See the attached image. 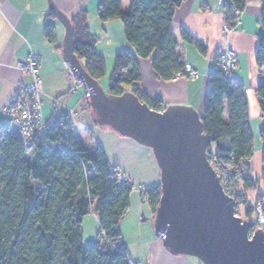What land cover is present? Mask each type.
I'll return each instance as SVG.
<instances>
[{"label":"trees","instance_id":"16d2710c","mask_svg":"<svg viewBox=\"0 0 264 264\" xmlns=\"http://www.w3.org/2000/svg\"><path fill=\"white\" fill-rule=\"evenodd\" d=\"M182 1L131 0L124 11L121 0H100L97 18L119 19L124 37L134 49V54L121 51L115 55L104 88L107 94L130 91L152 109L166 107L159 98H151L137 87L141 77L138 59L149 57L153 71L161 80L186 75L172 29L174 11ZM260 1L261 32L254 61L262 74L256 96L264 114V0ZM244 5L245 0H225L223 20L234 26L233 12H242ZM53 18L50 12L43 31L50 42L55 41ZM86 20L85 10L70 18L73 53L85 72L100 83L106 72L105 59L96 49V37L88 31ZM180 35L201 52L205 51L188 31L181 29ZM199 115L208 141L207 158L210 163L231 162L234 166L241 185L234 197L235 212L240 204L244 206L245 219L251 223L252 230L254 203L248 202L246 192L257 193L264 187V124L259 130L261 172L255 177L245 174L250 172L246 159L253 154V134L244 85L214 64L207 74ZM67 128L66 120L45 121L43 134L33 135L30 144L25 145L17 128L0 122V264H130L121 239L120 222L129 206L131 185L118 181L117 171L109 164L101 146L86 148L79 135ZM211 144L214 150L210 149ZM143 192L155 211L159 184ZM89 213L97 215L98 231L104 233L105 239L99 240L97 235L92 244L85 246L82 221Z\"/></svg>","mask_w":264,"mask_h":264},{"label":"crops","instance_id":"0c3cea01","mask_svg":"<svg viewBox=\"0 0 264 264\" xmlns=\"http://www.w3.org/2000/svg\"><path fill=\"white\" fill-rule=\"evenodd\" d=\"M53 1L69 18L80 10L87 12L88 31L96 37V49L105 59L106 72L100 85L106 88L115 55L121 51L134 54L133 47L124 37L121 21L117 18L99 20L96 11L100 0ZM130 1L121 0V9L127 10ZM224 1L184 0L176 7L172 29L178 42L177 51L183 62L196 70V75L161 80L153 71L150 58H139L141 77L137 87L141 91L151 98H159L165 106L188 105L199 114L202 112L207 74L214 68L215 57L225 41L221 34ZM49 13L46 0H0V122L4 121L3 107L16 83L31 81L19 64L28 53H34L42 79L43 120H66L67 130L78 134L86 148L101 146L109 164L117 173H126L129 179V206L120 222L121 239L129 258L142 264H202L196 257L171 254L164 247L162 238L153 228L154 211L141 198V188L159 184V169L152 151L106 125H98L84 90L78 86L76 92H70L71 83L64 69L60 47L64 33L62 25L53 18L55 41L50 42L44 36V24ZM260 13V0H245L239 24L226 40L238 57L232 75L244 85L249 104L251 98L248 93L252 90L256 93L262 77L254 61V50L261 32ZM181 29L188 31L205 51L201 52L194 43L183 40ZM260 118L255 121V127L263 126L264 114L261 112ZM249 123L252 130L250 118ZM252 134L253 154L247 162L250 173L256 177L261 172V141L255 140L254 130ZM82 230L83 244H92L99 230L97 215L87 214L82 221Z\"/></svg>","mask_w":264,"mask_h":264},{"label":"water","instance_id":"95a60500","mask_svg":"<svg viewBox=\"0 0 264 264\" xmlns=\"http://www.w3.org/2000/svg\"><path fill=\"white\" fill-rule=\"evenodd\" d=\"M46 1L64 29L62 59L86 88L95 122L152 151L160 186L153 228L163 234L164 247L202 264H264V232L256 229L249 237L251 223L235 213V199L223 191L207 158L199 113L181 104L155 110L130 91L107 94L73 53L70 18Z\"/></svg>","mask_w":264,"mask_h":264},{"label":"built area","instance_id":"2783aa9c","mask_svg":"<svg viewBox=\"0 0 264 264\" xmlns=\"http://www.w3.org/2000/svg\"><path fill=\"white\" fill-rule=\"evenodd\" d=\"M233 13L235 15L234 26H230L225 20L222 22L221 34L225 41L214 60L215 66L226 75L232 74L238 64L237 54L230 48L226 41L227 37L235 30L240 21L241 12L234 10ZM64 67L67 71V78L71 83L70 92L74 93L77 91L78 83L81 82V80L66 62H64ZM19 68L31 77V81L29 83H24L22 81L16 83L11 96L3 107L4 121L17 128L23 143L28 145L33 135H42L45 129V121L42 118V100L40 96L42 79L39 74L37 59L34 53H28L25 59L19 64ZM184 71L187 76L193 77L196 75V70L187 64L184 65ZM82 87L84 93L88 95L83 83ZM248 159H246V161H248ZM210 164L218 176L223 191L229 196H235V194L240 191V179L238 176H235V168L232 163L226 162L221 164L211 162ZM245 174L252 175L250 172ZM117 179L126 184L130 183L124 172L117 173ZM141 198L142 200L146 199L144 194H141ZM253 214L254 219H252V223L254 224V228L249 230V237L256 229H260L264 232V187L260 188L256 193ZM157 234L160 238L163 237L160 231H157ZM97 235L99 240L105 239L102 231H98ZM108 242L113 244L111 240H108ZM129 263L142 264L139 261L133 260H130Z\"/></svg>","mask_w":264,"mask_h":264},{"label":"rangeland","instance_id":"374dc122","mask_svg":"<svg viewBox=\"0 0 264 264\" xmlns=\"http://www.w3.org/2000/svg\"><path fill=\"white\" fill-rule=\"evenodd\" d=\"M64 69H65V67H64ZM65 71H66V69H65ZM66 74H67V71H66ZM68 76V75H67ZM105 77V76H104ZM100 83H101V81H100ZM78 85H79V87L80 88H83L82 87V83L80 84V83H78ZM70 91H71V87H70ZM85 94V93H84ZM248 95L250 96V98H251V103L249 104V100H248V107H249V118L250 119H252V121H253V125H252V130H254V133L256 134V138H255V140H257L258 142H259V139H260V136H259V130H260V128H262V125H261V127L259 128V127H255V121L257 122V120H259V119H261L260 118V109H259V105H258V101H257V97H256V93H255V90H252V92L250 91L249 93H248ZM85 96H86V98H87V101H88V95H86L85 94ZM247 99H248V96H247ZM253 107H254V109H253ZM259 128V129H258ZM210 149L211 150H214V144H211L210 145ZM31 159V158H30ZM240 185V184H239ZM239 189L241 190V185L239 186ZM144 188H141V194H144ZM145 195V194H144ZM145 197H146V195H145ZM231 197H235V196H231ZM246 198H247V200H248V202L250 203V204H253L254 203V201H255V198H256V191L255 190H253V191H248V192H246ZM145 201H146V199H145ZM243 208H244V206L242 205V204H240L239 205V207H238V209H237V211L235 212L238 216H240L242 219H245V214H244V212H243ZM251 219H254V214L252 213V215H251Z\"/></svg>","mask_w":264,"mask_h":264}]
</instances>
